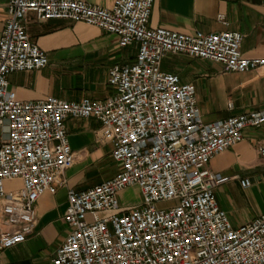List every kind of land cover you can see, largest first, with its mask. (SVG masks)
I'll list each match as a JSON object with an SVG mask.
<instances>
[{
  "label": "built area",
  "instance_id": "built-area-1",
  "mask_svg": "<svg viewBox=\"0 0 264 264\" xmlns=\"http://www.w3.org/2000/svg\"><path fill=\"white\" fill-rule=\"evenodd\" d=\"M154 3L115 0L107 8L83 0L10 1L0 39V222L8 227L0 233V252L27 240L40 198L66 184L64 172L75 163L66 120L75 117L100 122L119 169L91 188L68 189V234L51 264H264V213L234 227L215 193L222 178L210 168L247 128L264 125V109L205 123L196 87L162 68L169 54L219 62L237 73L264 67V58L242 52L240 31L187 35L152 27ZM31 12L41 21L85 22L116 35L122 47L135 45L134 63L109 70L114 93L21 100L9 76L50 62L27 31ZM218 20L228 24L224 14ZM259 152L264 156V145ZM16 179L22 186L8 189L7 181ZM131 187L140 201L124 205L120 195Z\"/></svg>",
  "mask_w": 264,
  "mask_h": 264
},
{
  "label": "crops",
  "instance_id": "crops-1",
  "mask_svg": "<svg viewBox=\"0 0 264 264\" xmlns=\"http://www.w3.org/2000/svg\"><path fill=\"white\" fill-rule=\"evenodd\" d=\"M10 1L0 0V39L9 18ZM83 1L107 8L115 2ZM220 14L226 16L228 24L218 20ZM25 24L30 37L47 52L50 62L42 70L15 72L9 76L11 88L21 100L105 99L114 93L108 83L110 68L136 61L138 49L135 45L122 47L116 35L85 22L41 21L31 12ZM150 26L187 35L240 31L245 35L242 52L248 57L264 58V0H155ZM162 68L196 87L205 123L264 109V67L246 73L229 72L219 62L169 54ZM66 125L75 152L74 165L63 175L66 184L56 194L47 192L40 198L34 232L23 243L0 252V264H51L68 234L63 219L68 206V189L91 188L118 172L119 167L112 158L113 146L101 138L98 120L68 117ZM261 145H264V125L249 127L241 142L217 154L210 163L211 170L222 178L215 190L217 200L234 227L249 223L264 213ZM107 172L108 176L98 177ZM246 178L251 180L247 188L241 185V179ZM6 186L19 188L22 181L9 180ZM131 188L139 194L137 187ZM7 228L0 222V233Z\"/></svg>",
  "mask_w": 264,
  "mask_h": 264
},
{
  "label": "rangeland",
  "instance_id": "rangeland-1",
  "mask_svg": "<svg viewBox=\"0 0 264 264\" xmlns=\"http://www.w3.org/2000/svg\"><path fill=\"white\" fill-rule=\"evenodd\" d=\"M2 135V130L0 129V136ZM109 172L104 173V174H100L98 175L99 178H104L105 176H108ZM121 201L124 205H133V204H137L140 201V196L137 192V190L135 189H129L126 191L125 195L121 197ZM171 205H173V203H162L159 206L161 208L164 207H170Z\"/></svg>",
  "mask_w": 264,
  "mask_h": 264
}]
</instances>
